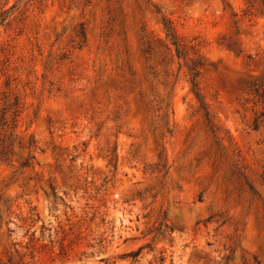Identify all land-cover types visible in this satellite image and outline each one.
Listing matches in <instances>:
<instances>
[{"label":"rangeland","instance_id":"rangeland-1","mask_svg":"<svg viewBox=\"0 0 264 264\" xmlns=\"http://www.w3.org/2000/svg\"><path fill=\"white\" fill-rule=\"evenodd\" d=\"M14 5L0 264H264V0Z\"/></svg>","mask_w":264,"mask_h":264},{"label":"trees","instance_id":"trees-1","mask_svg":"<svg viewBox=\"0 0 264 264\" xmlns=\"http://www.w3.org/2000/svg\"><path fill=\"white\" fill-rule=\"evenodd\" d=\"M10 1L11 0H0V27L6 24V22L8 21L10 17V13L16 7V5H14V7H12L11 9L5 10V8L8 6ZM167 32H169V30H167ZM254 95L257 98V103L263 106V113L261 116L264 117V83L261 86H255ZM139 254H140V251L133 252L129 254V257L137 258ZM160 261L161 263H165L166 258L162 257ZM256 262L257 264H260L258 260H256Z\"/></svg>","mask_w":264,"mask_h":264}]
</instances>
